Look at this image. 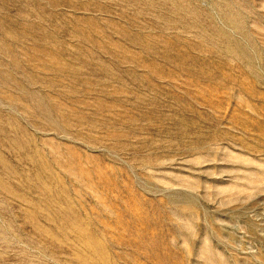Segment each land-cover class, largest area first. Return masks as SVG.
I'll return each instance as SVG.
<instances>
[{
	"label": "rangeland",
	"instance_id": "obj_1",
	"mask_svg": "<svg viewBox=\"0 0 264 264\" xmlns=\"http://www.w3.org/2000/svg\"><path fill=\"white\" fill-rule=\"evenodd\" d=\"M0 264H264V0H0Z\"/></svg>",
	"mask_w": 264,
	"mask_h": 264
}]
</instances>
